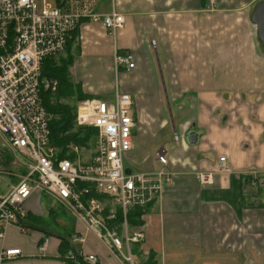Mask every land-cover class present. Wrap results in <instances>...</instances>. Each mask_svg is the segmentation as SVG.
I'll use <instances>...</instances> for the list:
<instances>
[{
	"label": "crops",
	"instance_id": "1",
	"mask_svg": "<svg viewBox=\"0 0 264 264\" xmlns=\"http://www.w3.org/2000/svg\"><path fill=\"white\" fill-rule=\"evenodd\" d=\"M73 1L103 16L115 12L124 22L113 33L99 22L78 24L71 84L105 101L116 91L129 95L135 127L127 170L155 173L163 154L171 173L142 225L131 229L143 237L133 258L140 264L149 254L156 264H264V45L252 20L264 0H217L214 7L205 0ZM125 52L134 68L116 69L114 55ZM221 156L228 172L199 185L196 175L213 173ZM40 197L24 205L33 217L43 215L33 207ZM67 221L57 219L60 226ZM72 221L71 236L84 238L75 250L85 261L91 255L95 264H118L83 223ZM59 244L35 228L22 233L9 226L0 251L21 255L1 264H64Z\"/></svg>",
	"mask_w": 264,
	"mask_h": 264
},
{
	"label": "built area",
	"instance_id": "2",
	"mask_svg": "<svg viewBox=\"0 0 264 264\" xmlns=\"http://www.w3.org/2000/svg\"><path fill=\"white\" fill-rule=\"evenodd\" d=\"M214 7L217 0H205ZM99 22L110 33L123 25V16L92 13L80 2L67 0L51 5L47 0H0V136L16 155L25 158V172L7 194L0 196V240L9 226L25 233V203L39 194L50 198L62 212L84 224L86 230L102 244L118 264H140L133 258L132 245L142 241V234L127 226V211L133 207L150 206L163 186L170 183L167 159L157 155L160 169L152 174L129 171L124 166L125 155L133 148L135 120L132 99L115 92L112 101L91 98L76 103L74 127L95 131L93 149L86 162H78L81 147L69 145L68 154L74 160L58 158L49 146V115L42 105L41 92L53 94L56 80L41 79L42 63L47 58L64 54L67 40L81 21ZM154 48V42H151ZM116 69L134 68L130 53H116ZM173 141H177L174 133ZM227 160H216L213 173H198L201 186L212 183L214 173L228 172ZM91 194L102 200L90 197ZM105 201L119 208L122 223L119 228L109 227L105 221L114 219V211L105 212ZM74 246L82 245V236H70ZM45 238L39 246L43 250ZM20 250L0 251V264L20 257ZM69 251L66 259L75 258ZM80 255V254H78ZM86 261L96 263L94 256Z\"/></svg>",
	"mask_w": 264,
	"mask_h": 264
},
{
	"label": "trees",
	"instance_id": "3",
	"mask_svg": "<svg viewBox=\"0 0 264 264\" xmlns=\"http://www.w3.org/2000/svg\"><path fill=\"white\" fill-rule=\"evenodd\" d=\"M76 33L73 32L69 39L67 40L65 56L47 58L42 63L41 68V79L44 80H56L58 87L56 91L51 94L49 91L41 92L42 105L45 111L49 115L48 128L50 132L49 136V146L57 151L58 158H68L74 160L76 157L74 154H68V146L75 145L81 148L89 147L93 142L95 137V131L88 128L74 127V110L75 107L61 104V99H75V102L91 99V97L83 95L80 88H76L71 84L68 74V69L72 63L71 49L74 43ZM90 197H95L96 199L102 200L101 197L91 194ZM149 206L145 208L133 207L127 211L126 223L129 228H137L142 225L141 217L148 210ZM52 210V209H51ZM48 213V217L53 224H56V218L59 213L56 214L53 210ZM60 213H64L61 212ZM65 214V213H64ZM108 215V210L101 215L104 218ZM26 223L29 227L35 228L43 233L53 234L60 239L59 253L61 260L64 264H87L81 255L76 252V246L70 243V236L60 234L51 231L49 224L42 220V217H33L27 212ZM123 219L119 208L114 210V219L112 221H105L109 227L116 226L119 228L121 226ZM139 248L138 243L132 245V254H136ZM75 252V258L66 259L65 255L69 251ZM141 264H156L154 261V256L149 254L147 259Z\"/></svg>",
	"mask_w": 264,
	"mask_h": 264
},
{
	"label": "rangeland",
	"instance_id": "4",
	"mask_svg": "<svg viewBox=\"0 0 264 264\" xmlns=\"http://www.w3.org/2000/svg\"><path fill=\"white\" fill-rule=\"evenodd\" d=\"M61 58L63 57V55H60ZM59 57V56H58ZM57 58V57H56ZM76 88H78L77 86H75ZM61 104L63 105H68L71 107H75L76 102L75 99L73 98H69V99H61ZM171 110H173V107L171 106ZM132 112H133V108H132ZM169 129L168 131H163V136H165V138L170 139V136L172 135V123L171 120H169ZM93 144L91 143L89 147L83 148L80 150L79 155H78V162L82 163V162H86L88 160V158L90 157V154L92 152L93 149ZM125 160V158H124ZM124 166L126 169H128V165H127V161L125 160L124 162ZM25 172V158H21L18 155L15 154V152H13L11 150V148L9 147V145L7 144V142L5 141L4 138H2L0 136V196L7 194L8 191L11 189V187L14 185V183H16L17 181V177L18 175L22 174ZM34 210H36L38 212V207L40 208L41 215H42V220L44 222H46L47 224H49L50 226V230L60 233V234H64V235H69L71 234L72 231V224L74 219L67 217V215L65 216L64 213H60L61 210H59L58 206L56 204H54V202L47 197L41 196L40 200H39V204H33ZM47 208H51L56 214H60L58 215V217L56 218V224H53L50 221V218L48 217V215L45 214V210ZM51 210V211H52ZM44 212V213H43ZM62 212V211H61ZM57 219H60L62 221H67V223L65 224V226H60L57 223ZM64 223V222H63Z\"/></svg>",
	"mask_w": 264,
	"mask_h": 264
},
{
	"label": "water",
	"instance_id": "5",
	"mask_svg": "<svg viewBox=\"0 0 264 264\" xmlns=\"http://www.w3.org/2000/svg\"><path fill=\"white\" fill-rule=\"evenodd\" d=\"M252 20L254 24L257 26L259 39L264 45V3L258 6V8L255 10L252 16ZM129 171H126V174H128ZM49 236L57 237L53 234H48Z\"/></svg>",
	"mask_w": 264,
	"mask_h": 264
}]
</instances>
